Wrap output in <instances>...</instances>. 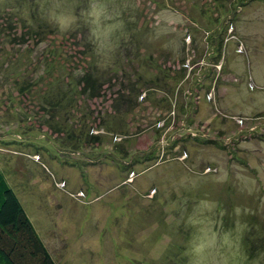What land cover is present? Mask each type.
Instances as JSON below:
<instances>
[{
    "label": "rangeland",
    "instance_id": "obj_1",
    "mask_svg": "<svg viewBox=\"0 0 264 264\" xmlns=\"http://www.w3.org/2000/svg\"><path fill=\"white\" fill-rule=\"evenodd\" d=\"M0 166L56 264H264V0H0Z\"/></svg>",
    "mask_w": 264,
    "mask_h": 264
},
{
    "label": "trees",
    "instance_id": "obj_2",
    "mask_svg": "<svg viewBox=\"0 0 264 264\" xmlns=\"http://www.w3.org/2000/svg\"><path fill=\"white\" fill-rule=\"evenodd\" d=\"M250 226L251 229L254 228V225ZM252 233L257 237L255 231L250 234ZM261 252L263 251L260 250L259 253ZM250 255V257L254 256ZM0 264H56L26 215L16 193L10 187L6 173L1 166Z\"/></svg>",
    "mask_w": 264,
    "mask_h": 264
}]
</instances>
